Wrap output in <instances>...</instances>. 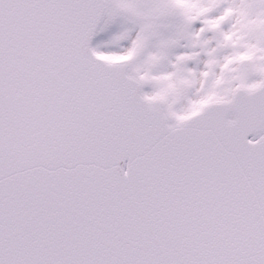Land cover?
Wrapping results in <instances>:
<instances>
[{
  "label": "snow or ice",
  "instance_id": "snow-or-ice-1",
  "mask_svg": "<svg viewBox=\"0 0 264 264\" xmlns=\"http://www.w3.org/2000/svg\"><path fill=\"white\" fill-rule=\"evenodd\" d=\"M0 264H264V0H0Z\"/></svg>",
  "mask_w": 264,
  "mask_h": 264
}]
</instances>
